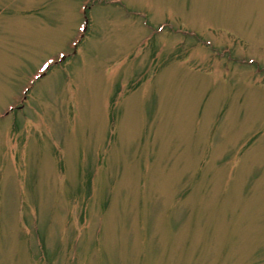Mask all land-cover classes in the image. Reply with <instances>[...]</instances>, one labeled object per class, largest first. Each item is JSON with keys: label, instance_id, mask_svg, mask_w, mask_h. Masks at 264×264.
<instances>
[{"label": "rangeland", "instance_id": "374dc122", "mask_svg": "<svg viewBox=\"0 0 264 264\" xmlns=\"http://www.w3.org/2000/svg\"><path fill=\"white\" fill-rule=\"evenodd\" d=\"M0 264H264V0H0Z\"/></svg>", "mask_w": 264, "mask_h": 264}]
</instances>
